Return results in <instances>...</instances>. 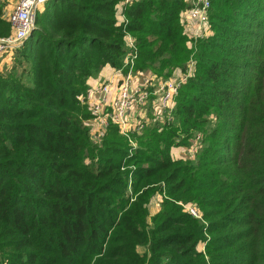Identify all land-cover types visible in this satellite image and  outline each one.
Wrapping results in <instances>:
<instances>
[{
  "label": "trees",
  "instance_id": "obj_1",
  "mask_svg": "<svg viewBox=\"0 0 264 264\" xmlns=\"http://www.w3.org/2000/svg\"><path fill=\"white\" fill-rule=\"evenodd\" d=\"M123 1L47 0L0 71V264H264L260 2L209 0L192 36L187 0ZM128 35L134 71L189 75L170 122L95 139L88 79L127 71ZM197 134L193 158L171 155Z\"/></svg>",
  "mask_w": 264,
  "mask_h": 264
},
{
  "label": "built area",
  "instance_id": "obj_2",
  "mask_svg": "<svg viewBox=\"0 0 264 264\" xmlns=\"http://www.w3.org/2000/svg\"><path fill=\"white\" fill-rule=\"evenodd\" d=\"M124 0L122 4L131 2ZM47 0H17L13 10L6 16L11 33L0 38V54L15 49L28 37L35 26L37 13L43 8ZM189 7L185 12L186 31L189 33V25L192 32L190 35H200L209 33V0H187ZM194 23L197 26H194ZM202 27V29H200ZM208 27V28H206ZM127 42L129 53L124 60L127 71L116 69L121 75L115 85L110 80L102 81L97 89L94 100L89 102L90 110L93 114V121L101 124L102 132L109 123L118 126L121 134L130 137L131 133H140L151 122L159 120L163 123L170 122L175 105V96L178 90L186 81L189 71L180 76L167 79L151 78L141 71H134V58L136 51L131 36L128 35ZM113 90V92H111ZM151 114L156 120H148ZM94 134L95 139H99L100 133ZM97 136H99L97 138ZM200 134L190 140L188 145V155L193 158L195 151L199 147ZM184 209L193 217L200 218L198 209L192 205H184Z\"/></svg>",
  "mask_w": 264,
  "mask_h": 264
},
{
  "label": "rangeland",
  "instance_id": "obj_3",
  "mask_svg": "<svg viewBox=\"0 0 264 264\" xmlns=\"http://www.w3.org/2000/svg\"><path fill=\"white\" fill-rule=\"evenodd\" d=\"M256 2H260V3H258L256 8L254 6L250 7L249 5H246V8H247L246 10H248L251 13L252 17H254V18H251L252 21L259 20V19L264 17V11L262 10V8L264 7V4H263L264 0H256ZM3 3L5 4V8L6 7L8 8L9 5L11 4V2H7V1H5ZM14 3H12V4H14ZM10 6L12 7L13 5H10ZM245 20L249 21V23H247L248 24L247 27H249L250 23H251V20L250 19L249 20L245 19ZM194 26H197V24L194 23ZM206 28H208V27H206ZM200 29H202V27ZM188 30H189V33L191 34V32H192L191 25H189ZM0 38H2V37H0ZM15 54H16L15 51L12 50V49H9L8 51H5V52L0 54V71L7 72V71H9L12 68V66L15 64L14 63L15 62V60H14ZM147 119L148 120H153V119L156 120L155 117H153L151 114H148ZM92 132L94 134H96V133L98 134L99 132H102V129L100 128L99 131H94V129L92 127ZM100 135H101V133H100ZM98 137L99 136H97V138ZM131 144L133 146H136V142L135 141H133ZM187 148H188V145H180V146L174 147V153L176 154L175 156H179L180 155V156H184V158H187L186 156L191 155V153H188ZM175 150H176V152H175ZM159 198H160V196H157L155 200L154 199L151 200V202H150V212L151 211L154 212L156 210V208L158 206V202H159L158 199ZM191 205L194 206L193 204H191ZM198 212H199V214L201 216L202 213H201V211L199 209H198ZM199 247H200V249H204L203 248V244H201ZM140 250L143 251V248H140Z\"/></svg>",
  "mask_w": 264,
  "mask_h": 264
},
{
  "label": "crops",
  "instance_id": "obj_4",
  "mask_svg": "<svg viewBox=\"0 0 264 264\" xmlns=\"http://www.w3.org/2000/svg\"><path fill=\"white\" fill-rule=\"evenodd\" d=\"M5 1L11 2L10 5H13V6L11 7L9 5L8 8L7 7L5 8V4L3 3ZM14 2L16 3L17 0H0V16L3 19H5L6 16L13 10V8L15 6ZM12 3H14V4H12ZM43 8H44V6H43ZM43 8H41V11L43 10ZM120 76L121 75H119L116 72V69H113L109 66H105L104 68H102V70L100 71V73L97 76L91 77L88 79L89 91L87 94V101L91 102L92 100H94L96 98L98 86L100 85V83H102V81L110 80L112 82V84L114 85V88H115V85H116L118 78ZM111 92H113V90ZM89 124L91 125V127H93L94 131H99L101 128V124L97 121L91 120L89 122ZM175 152H176V150H175ZM171 155L174 158H184V156H180V155L175 156L176 154L174 153V147L171 149ZM158 207L159 206H157V208L154 212L151 211L150 213L151 214L155 213L158 210Z\"/></svg>",
  "mask_w": 264,
  "mask_h": 264
}]
</instances>
